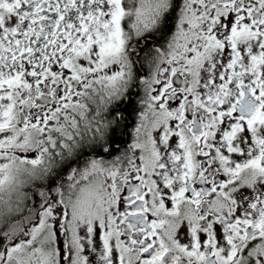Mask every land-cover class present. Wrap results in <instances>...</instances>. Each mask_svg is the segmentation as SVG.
<instances>
[{"label":"snow or ice","instance_id":"6c2138e0","mask_svg":"<svg viewBox=\"0 0 264 264\" xmlns=\"http://www.w3.org/2000/svg\"><path fill=\"white\" fill-rule=\"evenodd\" d=\"M0 264H264V0H0Z\"/></svg>","mask_w":264,"mask_h":264},{"label":"flooded vegetation","instance_id":"af4514ba","mask_svg":"<svg viewBox=\"0 0 264 264\" xmlns=\"http://www.w3.org/2000/svg\"><path fill=\"white\" fill-rule=\"evenodd\" d=\"M149 68L147 67V65H145L142 69H141V71H140V74L141 75H148L149 74ZM141 95H142V92H141ZM140 99V96H133V105H135L136 104V102L138 101ZM129 109H130V107H129ZM131 110V109H130ZM126 115H127V125H128V127H127V131H128V135L127 136H122V137H120V139H122V140H125V141H130L131 140V131H132V128H133V126L135 125V123H136V112L135 111H133V107H132V110H131V113L129 114L128 112L126 113ZM27 190V189H26Z\"/></svg>","mask_w":264,"mask_h":264},{"label":"trees","instance_id":"16d2710c","mask_svg":"<svg viewBox=\"0 0 264 264\" xmlns=\"http://www.w3.org/2000/svg\"><path fill=\"white\" fill-rule=\"evenodd\" d=\"M130 109L132 110V107L130 106ZM129 109V107H128V110H127V112L130 114L131 113V110Z\"/></svg>","mask_w":264,"mask_h":264}]
</instances>
